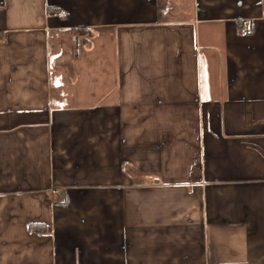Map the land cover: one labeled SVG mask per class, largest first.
<instances>
[{
  "label": "crops",
  "instance_id": "0c3cea01",
  "mask_svg": "<svg viewBox=\"0 0 264 264\" xmlns=\"http://www.w3.org/2000/svg\"><path fill=\"white\" fill-rule=\"evenodd\" d=\"M0 264H264V0H0Z\"/></svg>",
  "mask_w": 264,
  "mask_h": 264
},
{
  "label": "built area",
  "instance_id": "2783aa9c",
  "mask_svg": "<svg viewBox=\"0 0 264 264\" xmlns=\"http://www.w3.org/2000/svg\"><path fill=\"white\" fill-rule=\"evenodd\" d=\"M62 15H64V14H62ZM242 34L243 35L250 34V30L249 29H244V30H242Z\"/></svg>",
  "mask_w": 264,
  "mask_h": 264
}]
</instances>
